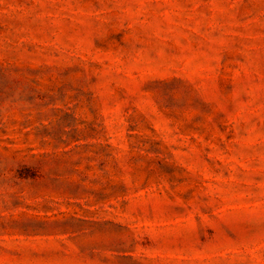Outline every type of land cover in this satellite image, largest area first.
Returning <instances> with one entry per match:
<instances>
[{
    "label": "rangeland",
    "instance_id": "obj_1",
    "mask_svg": "<svg viewBox=\"0 0 264 264\" xmlns=\"http://www.w3.org/2000/svg\"><path fill=\"white\" fill-rule=\"evenodd\" d=\"M0 264H264V0H0Z\"/></svg>",
    "mask_w": 264,
    "mask_h": 264
}]
</instances>
